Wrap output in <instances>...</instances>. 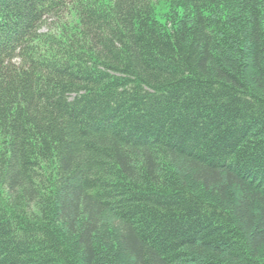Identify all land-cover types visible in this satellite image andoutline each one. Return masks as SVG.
I'll list each match as a JSON object with an SVG mask.
<instances>
[{"label":"trees","instance_id":"16d2710c","mask_svg":"<svg viewBox=\"0 0 264 264\" xmlns=\"http://www.w3.org/2000/svg\"><path fill=\"white\" fill-rule=\"evenodd\" d=\"M166 1L0 0V264H264V0Z\"/></svg>","mask_w":264,"mask_h":264},{"label":"rangeland","instance_id":"374dc122","mask_svg":"<svg viewBox=\"0 0 264 264\" xmlns=\"http://www.w3.org/2000/svg\"><path fill=\"white\" fill-rule=\"evenodd\" d=\"M155 5L156 16L161 21H167V15L170 11L169 3L166 0H152ZM46 29H44L45 31Z\"/></svg>","mask_w":264,"mask_h":264}]
</instances>
